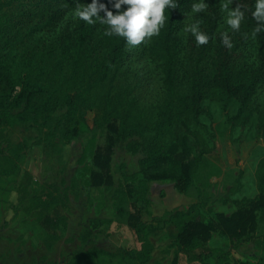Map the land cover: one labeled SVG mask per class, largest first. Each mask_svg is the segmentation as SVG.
<instances>
[{"label": "trees", "instance_id": "trees-1", "mask_svg": "<svg viewBox=\"0 0 264 264\" xmlns=\"http://www.w3.org/2000/svg\"><path fill=\"white\" fill-rule=\"evenodd\" d=\"M77 2L91 0H0V126L30 131L32 144L55 150L82 139L83 126L107 127L114 135L109 146L95 150L92 183L101 192L87 191V205L96 211L76 237L66 238L76 240V247L62 260L41 256L31 264H149L156 248L152 234L169 224L178 230L177 250L189 261L216 256L217 264H225L230 252L209 245L215 229L235 237L257 232L252 248H260L255 256L257 264H264V156L256 169L255 198L235 200L242 207L230 215L219 212L218 220L209 221L201 212L210 199L203 192L201 172L217 149L214 111L224 116L232 133L240 128L264 139V103L256 102L264 85V30L252 34L255 0H233L230 5H244L239 30L225 23L221 0L207 1L200 28L210 38L202 45L183 32L182 17L194 0H176L177 7L165 9L164 27L143 48L164 94L154 107L144 104L135 84L125 80L130 54L126 38L108 36L107 26L99 22L77 18L61 25ZM224 31L230 47L222 43ZM118 148L136 157V168L130 170L121 161L122 178L115 183L111 163ZM4 156L0 149V163ZM17 160L0 170V179L18 168ZM155 183L173 184L197 201L155 215L150 209ZM47 186L31 188L26 175L11 209L15 217H23L22 223L34 218L44 225L38 240L51 251L67 231V216L56 211L67 202L69 188ZM6 203L7 196L0 199V207L10 209ZM105 209L109 215H103ZM1 219L0 212L4 228L8 220ZM114 222L133 231L136 246L114 251L101 246L99 237L108 235Z\"/></svg>", "mask_w": 264, "mask_h": 264}, {"label": "rangeland", "instance_id": "rangeland-1", "mask_svg": "<svg viewBox=\"0 0 264 264\" xmlns=\"http://www.w3.org/2000/svg\"><path fill=\"white\" fill-rule=\"evenodd\" d=\"M182 18L184 27L186 23L201 19V12L193 13L191 9ZM73 20L75 19L70 12L61 25ZM144 44L145 42H141L139 45L129 46L130 54L124 65L125 80L135 84L136 94L144 104L154 107L162 103L164 94L153 64L143 53ZM256 102L264 103V85L259 90ZM214 118L217 149L207 156V164L201 172L205 183L203 192L210 195L207 208L202 207L201 212L209 221L218 220L219 212L230 215L241 208L242 204L235 200L255 198L258 194L256 169L264 156V139L260 135L255 136L240 128L232 133L219 111H214ZM82 128V139L55 150L43 144H32L28 140V137L33 135L30 131L0 126V149L5 153L0 170L10 168L15 157H18V168L11 175L2 176L0 179V199L7 196L6 207H10L6 210L0 207L1 220H8L4 228L0 223V264H31L33 258L41 256H46L48 261H59L66 258L76 247V240L68 242L66 238L76 237L82 224L95 215L96 211L95 207L90 209L87 205V191L96 195L101 192L100 188L92 183V172L96 169L93 163L95 150L98 145L109 146L114 136L107 127ZM121 161L127 162L130 170L136 168V157L125 149L118 148L111 163L115 183L122 178ZM26 175L30 178L31 188L39 189L50 184L57 185L61 190L69 188L67 202L56 211L59 215L67 216V231L51 251L44 248L38 240L39 234L44 231V225L34 218L22 223L23 217H15V211L11 209L12 205L18 203L17 188ZM71 187L73 189H70ZM48 189L44 188V191L47 192ZM224 197L232 201L224 202ZM196 201L195 196L179 191L173 184L155 183L150 209L153 214L162 215L166 210L186 209ZM109 212L110 210L105 209L103 215H109ZM177 233L176 227L169 224L162 231L152 234L158 250L149 264H155V261L164 264H217L216 256L208 257L204 261H189L186 255L177 250L174 243ZM256 235L257 232H253L247 237H235L218 228L213 231L209 245L230 252L229 260L225 264H257L259 260L255 252L261 250L252 248V240ZM99 242L102 247L112 251L119 247L130 248L137 245L133 231L118 222L112 224L108 235L99 237ZM19 248L21 251H18Z\"/></svg>", "mask_w": 264, "mask_h": 264}, {"label": "clouds", "instance_id": "clouds-1", "mask_svg": "<svg viewBox=\"0 0 264 264\" xmlns=\"http://www.w3.org/2000/svg\"><path fill=\"white\" fill-rule=\"evenodd\" d=\"M111 3V7L108 6ZM91 0L90 3L77 2L72 9L73 19H79L87 24L106 25L105 32L108 36L116 35L126 38L129 45H139L147 42V39L160 34L167 19L165 9L177 7L176 0ZM233 0H221V11L225 13V23L232 30H239L242 20L245 18L244 5L237 3L230 7ZM126 6V7H125ZM207 0H194L191 5L193 13L204 11L207 8ZM116 9L117 11H113ZM103 12V15L101 14ZM257 21L252 34L264 30V0H255L254 9L251 12ZM201 19L186 23L183 27L185 33H191L195 37L197 45L206 44L209 35L201 30ZM222 43L231 46V38L227 31L221 32Z\"/></svg>", "mask_w": 264, "mask_h": 264}, {"label": "crops", "instance_id": "crops-1", "mask_svg": "<svg viewBox=\"0 0 264 264\" xmlns=\"http://www.w3.org/2000/svg\"><path fill=\"white\" fill-rule=\"evenodd\" d=\"M155 245H156V244H155ZM157 250H158V247H157V245H156V248H155V251H154V256H155ZM165 251H166V250H165Z\"/></svg>", "mask_w": 264, "mask_h": 264}]
</instances>
